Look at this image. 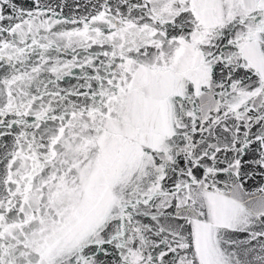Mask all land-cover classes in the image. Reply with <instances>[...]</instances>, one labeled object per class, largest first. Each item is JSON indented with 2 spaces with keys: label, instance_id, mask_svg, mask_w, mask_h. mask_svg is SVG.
I'll list each match as a JSON object with an SVG mask.
<instances>
[{
  "label": "snow or ice",
  "instance_id": "snow-or-ice-1",
  "mask_svg": "<svg viewBox=\"0 0 264 264\" xmlns=\"http://www.w3.org/2000/svg\"><path fill=\"white\" fill-rule=\"evenodd\" d=\"M0 264H264V0H0Z\"/></svg>",
  "mask_w": 264,
  "mask_h": 264
}]
</instances>
